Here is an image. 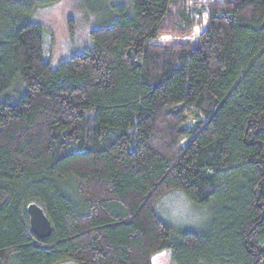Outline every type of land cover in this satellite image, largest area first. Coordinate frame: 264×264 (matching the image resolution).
Here are the masks:
<instances>
[{"label":"trees","instance_id":"trees-1","mask_svg":"<svg viewBox=\"0 0 264 264\" xmlns=\"http://www.w3.org/2000/svg\"><path fill=\"white\" fill-rule=\"evenodd\" d=\"M18 5L0 0V264H264V0L118 3L55 67ZM172 190L207 231L172 232Z\"/></svg>","mask_w":264,"mask_h":264},{"label":"rangeland","instance_id":"rangeland-1","mask_svg":"<svg viewBox=\"0 0 264 264\" xmlns=\"http://www.w3.org/2000/svg\"><path fill=\"white\" fill-rule=\"evenodd\" d=\"M116 1L92 0L89 6H84L81 0H17L20 6L19 14H24L27 21L37 22L43 26L46 54L49 55L53 67L91 46L90 30L103 24H110L116 18L117 13L112 6L120 3L129 6L130 9L132 7V0L128 3L125 0ZM200 30L195 28L185 36L164 35L159 37L157 42L163 44L184 42L195 38ZM16 98L14 97V100ZM192 118L191 120L189 118L186 124L192 125L195 121ZM155 208L160 217L171 226L174 234L183 230L205 232L213 221L212 209L194 205L177 190L169 191L159 198L155 202ZM150 260L151 264H174L168 249L157 251ZM57 264L74 263L64 261Z\"/></svg>","mask_w":264,"mask_h":264},{"label":"water","instance_id":"water-1","mask_svg":"<svg viewBox=\"0 0 264 264\" xmlns=\"http://www.w3.org/2000/svg\"><path fill=\"white\" fill-rule=\"evenodd\" d=\"M27 212L29 215V224L33 233L39 238L49 236L52 227L43 210L36 204L31 203L27 206Z\"/></svg>","mask_w":264,"mask_h":264}]
</instances>
